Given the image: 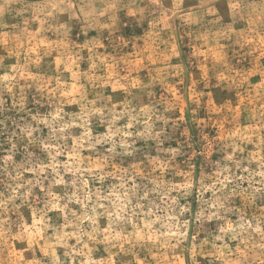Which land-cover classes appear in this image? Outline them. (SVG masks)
<instances>
[{
    "label": "rangeland",
    "instance_id": "1",
    "mask_svg": "<svg viewBox=\"0 0 264 264\" xmlns=\"http://www.w3.org/2000/svg\"><path fill=\"white\" fill-rule=\"evenodd\" d=\"M0 264H264V0H0Z\"/></svg>",
    "mask_w": 264,
    "mask_h": 264
}]
</instances>
